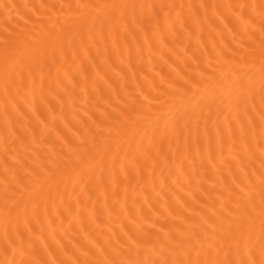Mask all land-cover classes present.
<instances>
[{
    "label": "snow or ice",
    "instance_id": "1",
    "mask_svg": "<svg viewBox=\"0 0 264 264\" xmlns=\"http://www.w3.org/2000/svg\"><path fill=\"white\" fill-rule=\"evenodd\" d=\"M205 30L211 47L203 70L196 52L168 64L175 43L194 33L201 39ZM149 31L161 46L173 44L164 60L167 81L161 76L149 85L153 100L145 104L142 91H126L102 119L86 112L76 143L56 134L57 151L37 100L53 97L63 109V96L77 87L87 95L84 62L110 59L109 43L130 57L143 34L136 52L142 56L147 47L151 60ZM0 86V264H264V0H0ZM33 118L44 130L39 134ZM181 155L191 157L187 175L182 163L175 172L169 167ZM209 165L219 175L205 188ZM157 172L153 200L144 183L155 192ZM85 212L96 228L85 231Z\"/></svg>",
    "mask_w": 264,
    "mask_h": 264
},
{
    "label": "bare ground",
    "instance_id": "2",
    "mask_svg": "<svg viewBox=\"0 0 264 264\" xmlns=\"http://www.w3.org/2000/svg\"><path fill=\"white\" fill-rule=\"evenodd\" d=\"M9 2H13V0H9ZM14 2H28L39 5L41 3H58L61 2V0H14ZM73 2H75V0H73ZM118 2L157 4L175 3L185 5H199L201 3H235L238 2V0H118ZM189 11L190 10L188 8H185V15L189 14ZM202 12L203 10H201V13ZM164 35L167 37V40H173L172 35L168 33L167 30H165ZM148 36L150 37V42L153 45L151 52V56L153 58L151 60L149 59L150 53L147 50V47H144L142 56H138L136 52L137 44H140L142 46L145 44L143 34H138V39L133 41L131 45L130 57L127 52H125L123 55H118L115 52H112L111 44L109 43V50L111 53L110 59H105L104 57H97L96 66H93L92 64L88 63V61L84 62L86 74L88 76L87 95L82 93L80 91V88L77 87L73 96H63V109L61 108L59 100L53 97H49L48 100L45 101V103L43 104L39 102V99L37 100V108L39 109L37 115L39 116L40 120H44V118L47 117V120L45 121L49 125L47 134L49 136V139L55 142V147L57 151H59L61 147L60 141L56 140L57 133L62 139H67L69 141H72L73 143H76L77 141L76 138L73 136V133L76 132L77 129H80L81 132L84 131L83 122L87 120V116H85V113L87 112L88 115H91L93 120H96L97 117H100L102 119V113H104L105 111L110 112L112 108L116 107L117 100L122 98L125 95L126 91L132 93L142 91L144 95L148 96V101H144V103L148 104L149 102H151L153 100V97L155 96V93L149 95V85L153 81L159 84L161 76H163L167 81L168 73L170 71V69L168 68V64H172V61L176 60L177 56L185 58L186 55L191 56L193 52H196L197 56L200 57V70H203L205 63V47H211V41L207 30H205L201 39L197 38L196 33H194L190 39L181 38L178 43H175V55H172V53L168 51L169 48L173 47V44H167L166 47H163L158 42V37L153 36L151 31L148 32ZM185 45H187L186 53L184 51ZM168 55H172V60H168V64H165L164 60H167ZM161 56H163L164 59H161ZM76 75L77 79L80 80L81 75L79 73H77ZM164 86H166V84ZM40 113H43V115H40ZM61 114L63 115V120L59 118ZM53 116L56 117L54 122ZM65 124L67 125V127H65ZM32 125L36 126V131L38 134L41 131H44L39 121L35 118H33L32 120ZM4 129L5 118L3 112V90L2 86H0V159H2L3 156ZM209 132L212 140V155L215 156L217 148V137L215 130L211 126L209 127ZM220 133L221 136L224 137L225 142H227L228 133L227 129L224 127L222 122L220 124ZM200 147L203 159L207 164L208 149L206 147V142L203 140V138L201 140ZM225 155L227 156V150L225 152ZM199 161L200 157L198 156L196 157L197 166H199ZM181 163L183 164L185 175L192 171L191 157H189L188 159H184L183 155H181L180 159L176 160L174 163L170 162L169 167H172L173 171L175 172L176 168L180 167ZM2 171V166H0V174H2ZM165 172H167V169H165ZM218 175L219 174L209 165L206 174H204L203 176V180L206 181V183H204V187L208 188L209 183L216 182L218 179ZM199 179L200 176H195L193 178V189L195 188L196 180ZM182 181L183 176H181V182ZM154 182L156 184L155 192L152 190L151 182L144 183V194L148 195L153 200L156 199V193L160 191L159 172H157V178ZM137 191H139V188L137 189ZM0 192H2V189H0ZM161 195L163 194L161 193ZM83 219L85 224L87 225L85 231L96 228V224L93 223L91 219H89V215L87 212L84 213ZM2 224V202H0V229H2ZM79 230L80 229L74 223L73 231L78 232Z\"/></svg>",
    "mask_w": 264,
    "mask_h": 264
}]
</instances>
